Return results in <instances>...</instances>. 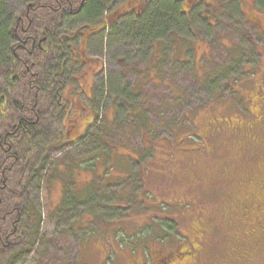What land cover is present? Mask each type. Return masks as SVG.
Wrapping results in <instances>:
<instances>
[{
	"label": "rangeland",
	"instance_id": "rangeland-1",
	"mask_svg": "<svg viewBox=\"0 0 264 264\" xmlns=\"http://www.w3.org/2000/svg\"><path fill=\"white\" fill-rule=\"evenodd\" d=\"M121 1L103 0V5ZM167 1L171 5L173 0ZM229 2L199 0L186 15L183 30L165 41L127 30L125 20L89 39L88 52L101 61L100 71L92 79V96L81 93V98L100 113L101 125L91 130L101 142L91 136L50 153L56 162L77 167L75 163L97 151L103 153L98 159L103 157V167H75L73 183L66 181L68 175L64 177L81 197L65 211L58 207L61 181L55 180L50 190L41 181L31 183L32 198L42 210L41 235L34 249L15 259V264H129L132 257H147V243L165 251L180 244V237L161 241L156 236L164 235L172 223L190 243L191 225L199 216H204L206 231L190 264H212L240 255L230 239L234 232L227 195L238 193L247 175L263 166L264 126L246 132L248 128L240 123L225 120L248 121L253 111L264 108V89L260 90L264 88V12L257 13L260 22L254 27L235 21ZM10 3L13 11L20 8L16 1ZM249 7L250 3L244 10L252 11ZM237 48L246 49L245 58H251L247 52L254 50L253 62L243 67L244 57L237 60L241 72L232 62L239 55ZM124 83L135 85L134 101L142 107L136 106L129 117L120 102V120L141 119L144 128L112 122L116 113L112 101L119 99ZM127 91L124 97L130 96ZM190 133L198 138L188 141ZM174 138L188 144L174 147ZM93 171L104 176V180L94 178L96 188L102 186L96 199L84 192L91 187ZM83 210L87 212L80 216ZM125 235H132L133 242L128 237L121 241ZM250 250V263L264 264V244Z\"/></svg>",
	"mask_w": 264,
	"mask_h": 264
},
{
	"label": "trees",
	"instance_id": "trees-1",
	"mask_svg": "<svg viewBox=\"0 0 264 264\" xmlns=\"http://www.w3.org/2000/svg\"><path fill=\"white\" fill-rule=\"evenodd\" d=\"M13 1L20 6L17 11L10 8V0H0V264H15V259L34 249L36 238L41 235L42 210L32 198L31 183L41 181L50 190L55 180L61 181L62 197L58 207L62 211L69 210L78 198L81 199L78 192L75 194L76 191L66 184V181L73 183L77 179L76 166L56 162L50 152L91 136L101 142L91 130L101 125L100 113L81 98V93L92 96V85L95 88L92 79L100 71L101 61L88 52L89 39L109 27L116 28L120 20H125L127 30H137L136 33L165 41L166 37L183 30L186 15L199 2L173 0L167 5V0H122L105 7L103 0ZM191 1L196 2L191 4ZM229 1L227 6L231 8L235 21L254 27L260 22L256 15L264 12V0ZM249 3L252 11L247 12L244 8ZM236 51L239 55H235L232 62L241 72L237 60L244 57L246 49L237 48ZM251 52H247L251 58L244 57L243 67L254 61ZM134 86L120 85L122 92L117 94L120 97H113L112 101L111 109H116L112 122L121 119L117 111L120 102L127 107L129 117L136 106L142 107L134 101L138 95ZM126 90L128 97H124ZM262 113L253 111L254 128L241 127L248 128L246 132L263 129L259 119ZM126 121L144 128L141 119L138 122L125 118L119 123ZM233 131L237 132L236 129ZM189 137L188 141L198 138L194 133ZM188 141L180 138L171 144L182 148ZM99 156L103 153L96 151L82 158L81 162L75 163L76 168L103 167V157L98 160ZM252 156H255L254 152ZM85 161L87 164L82 167ZM93 173L91 187L84 192L88 191L89 197L96 199L102 186L97 189L94 178L104 180V176L103 173ZM128 178L124 179V184ZM84 212L87 211L83 210L80 216ZM172 224L173 229H166L164 235L156 236H160L161 241L180 237V244L165 251L147 243V250L144 249L147 257H132L129 264H190V243L185 241L186 236L174 231L175 225ZM127 237L131 243L132 235H125L121 241L126 242ZM251 241L254 245L257 243V240Z\"/></svg>",
	"mask_w": 264,
	"mask_h": 264
},
{
	"label": "flooded vegetation",
	"instance_id": "flooded-vegetation-1",
	"mask_svg": "<svg viewBox=\"0 0 264 264\" xmlns=\"http://www.w3.org/2000/svg\"><path fill=\"white\" fill-rule=\"evenodd\" d=\"M263 89L260 88L261 91ZM258 111L260 114L263 112L259 119L260 125L264 126L263 108H259ZM254 119L255 116L248 121L245 119H227L225 123L233 122L235 125L240 123L241 126L254 128ZM220 121L223 120L220 119ZM261 140L264 144V135L261 136ZM261 157L264 161V154ZM244 177L243 175L239 179L242 180ZM233 178L237 179L235 176ZM241 187L242 189L238 193L227 195L229 224L234 232V236L230 239L234 241L233 251L240 255H230L233 262L226 258L212 264H251L249 257L252 255V251L250 248L252 247L254 251V248H262L264 244V164L258 171L250 172L247 175V181ZM191 227L194 240L190 241V248H192L190 261L201 249L200 241L202 242V237L206 231L204 216H199ZM252 239L257 240L255 245L252 243ZM236 242L237 244H235Z\"/></svg>",
	"mask_w": 264,
	"mask_h": 264
}]
</instances>
